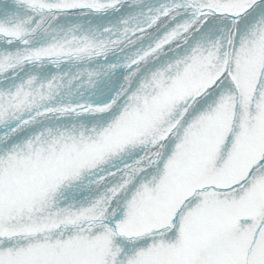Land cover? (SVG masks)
Listing matches in <instances>:
<instances>
[{
    "label": "snow or ice",
    "instance_id": "snow-or-ice-1",
    "mask_svg": "<svg viewBox=\"0 0 264 264\" xmlns=\"http://www.w3.org/2000/svg\"><path fill=\"white\" fill-rule=\"evenodd\" d=\"M0 264H264V0H0Z\"/></svg>",
    "mask_w": 264,
    "mask_h": 264
}]
</instances>
